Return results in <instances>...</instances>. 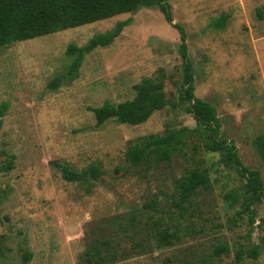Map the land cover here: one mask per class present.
I'll list each match as a JSON object with an SVG mask.
<instances>
[{
    "label": "rangeland",
    "instance_id": "obj_1",
    "mask_svg": "<svg viewBox=\"0 0 264 264\" xmlns=\"http://www.w3.org/2000/svg\"><path fill=\"white\" fill-rule=\"evenodd\" d=\"M169 4L186 33L196 98L215 108L221 137L262 180L255 220L245 210L247 178L224 152L206 150L213 137L182 98L179 30L147 7L0 50V264H264V159L254 142L264 133V0ZM123 21L120 36L68 79L77 59L68 47ZM145 79L163 86L162 110L137 126L97 125L93 109L132 100ZM168 132L183 140L169 161H128L131 147ZM93 165L98 179L63 176ZM196 168L209 184L179 208V183Z\"/></svg>",
    "mask_w": 264,
    "mask_h": 264
},
{
    "label": "trees",
    "instance_id": "obj_2",
    "mask_svg": "<svg viewBox=\"0 0 264 264\" xmlns=\"http://www.w3.org/2000/svg\"><path fill=\"white\" fill-rule=\"evenodd\" d=\"M154 6H159L165 20L174 25L180 32L182 42L180 54L184 64L182 98L189 102L190 112L194 120L199 126L208 130L210 136L213 137L210 142L205 144V148L213 153L224 152L235 169L247 178L248 194L245 196V210L254 221L255 215L251 211V204L262 195V180L258 173L249 172L243 166L238 157L237 147L221 137V125L217 119L215 108L209 103L196 98L193 84V67L187 52L186 33L181 26L173 24L169 0H0V50L15 43L111 19L121 14L134 13ZM227 21L228 17L221 15L215 21V27L223 30L227 25ZM129 23L130 21L117 23L114 30L95 35L83 47L70 45L66 50V54L76 56L77 59L67 71L68 79L73 80L78 76V71L86 55L99 47L110 46ZM58 85L59 81L57 80L51 84V87L55 88ZM165 104L163 86L150 79H145L136 87V95L132 100L118 105L106 102L102 107L93 109V112L99 126L109 120L137 126L146 123L155 112L162 110ZM5 111L6 105L3 104L0 106V128ZM254 142L260 156L264 159V133L259 134ZM182 144V137L174 132H168L166 136H151L146 142L131 147L127 153V159L132 164L147 163L152 159L169 161L181 151L180 146ZM100 175L101 171L96 165L83 172L63 168L64 178L71 182H83L89 177L98 179ZM208 184L209 177L206 173L199 168L191 170L179 183V201L176 205L179 208L183 207L200 189L207 188ZM262 223L264 224V220ZM161 235L162 237L159 240L163 241L164 244H170V234L162 233ZM222 251L223 247H217L215 253L220 255ZM253 256L257 257V253L254 252Z\"/></svg>",
    "mask_w": 264,
    "mask_h": 264
}]
</instances>
